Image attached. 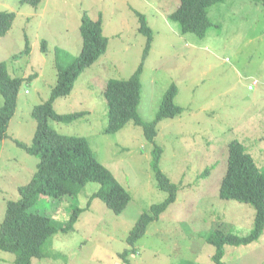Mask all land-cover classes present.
Here are the masks:
<instances>
[{
	"label": "rangeland",
	"instance_id": "374dc122",
	"mask_svg": "<svg viewBox=\"0 0 264 264\" xmlns=\"http://www.w3.org/2000/svg\"><path fill=\"white\" fill-rule=\"evenodd\" d=\"M178 5V0H42L34 9L19 0H0V12L15 14L11 29L0 37V62L11 77L25 79L0 155V223L7 201L18 198L17 188L31 179L38 162L13 139L31 143L36 128L32 107L48 99L56 82L54 49L79 54L84 13L93 21L101 19L108 47L78 76L72 92L53 104L58 114H87L69 124L49 120V126L61 135L86 138L97 161L130 196L119 215L92 197L100 187L93 182L72 197H41L31 212L58 223L75 213L76 223L72 232L54 235L44 247L46 256L32 258L33 264H122L119 255L129 248L126 238L139 216L167 198L156 188L150 166L154 145L162 150L160 171L178 189L175 201L134 244L129 264H213L215 248L205 237L216 224L237 236L250 232L253 208L219 199L218 189L230 140L241 142L257 167L264 168V0L213 5L207 15L211 26L202 39L181 34L169 20ZM135 12L145 17L153 35L140 76L137 114L152 122L171 84L177 87L174 102L183 109L180 116L157 124L152 143L131 122L114 134L103 132L107 81L128 79L142 62L146 37L138 31ZM25 37L29 53L14 59ZM41 40L47 42L45 54ZM208 166L212 170L199 179ZM0 264H14V255L0 251ZM222 264H264V231L252 244L224 246Z\"/></svg>",
	"mask_w": 264,
	"mask_h": 264
},
{
	"label": "trees",
	"instance_id": "16d2710c",
	"mask_svg": "<svg viewBox=\"0 0 264 264\" xmlns=\"http://www.w3.org/2000/svg\"><path fill=\"white\" fill-rule=\"evenodd\" d=\"M42 0H19L22 5L36 9ZM226 0H178V7L169 16V20L179 25L181 34H193L204 38L211 24L207 19L208 9ZM139 22V33L146 37L142 62L128 79H110L107 81L103 96L107 106V122L104 134H114L127 123L142 128L148 142H153L157 124L182 114V107L175 104L177 94L175 84L165 91L161 104L152 122H143L137 114L140 100V76L152 42V31L145 17L135 12ZM15 19L13 12H0V37H3ZM79 31L82 39L78 55L72 56L66 50L54 49V68L56 82L48 99L34 105L31 117L36 128L31 143L24 144L14 140L15 144L27 154L38 158L31 179L17 188L18 198L7 201L5 214L0 223V251L14 255V264H33L32 258L46 256L44 247L57 233L67 234L73 231L76 214L64 223L30 211L31 206L41 197L61 199L77 195L87 183H97L100 187L92 196L100 199L115 215L121 214L130 201L129 193L116 181L112 173L99 163L84 137L58 134L49 126V120L69 124L83 118L87 112L58 114L53 104L59 98L68 96L78 76L93 65L108 47V39L103 34L101 19L93 21L84 13L80 19ZM41 52H47V42L41 40ZM29 53L28 39L22 52ZM23 78L11 77L6 64L0 62V142L7 138V128L16 109V100ZM161 148L154 145L151 151L150 166L156 182V188L167 194V198L150 206L142 213L130 230L126 242L129 248L120 255L122 264H129V256L135 253L134 244L144 235L147 226L157 220L167 207L175 201L177 186L160 171ZM213 166L206 167L198 176L204 179ZM218 197L221 200L236 201L249 205L254 210L253 224L245 236H237L216 224L205 240L215 248L213 264H222L224 246H242L257 242L264 231V168H258L252 155L236 139L227 144L226 170L220 181ZM79 210H76V212ZM193 263V262H192ZM195 264V263H193Z\"/></svg>",
	"mask_w": 264,
	"mask_h": 264
},
{
	"label": "crops",
	"instance_id": "0c3cea01",
	"mask_svg": "<svg viewBox=\"0 0 264 264\" xmlns=\"http://www.w3.org/2000/svg\"><path fill=\"white\" fill-rule=\"evenodd\" d=\"M0 104H1V102H0ZM2 105V104H1ZM0 105V106H1ZM7 137H8V134H7ZM9 139V138H8ZM7 140V138H5L4 140H2L1 142H0V155H1V153H2V147H3V145L5 144V141ZM13 140H15V139H13ZM29 178L30 177H28V178H26V180H29ZM28 182V181H27ZM26 182V183H27Z\"/></svg>",
	"mask_w": 264,
	"mask_h": 264
},
{
	"label": "clouds",
	"instance_id": "9594fccd",
	"mask_svg": "<svg viewBox=\"0 0 264 264\" xmlns=\"http://www.w3.org/2000/svg\"><path fill=\"white\" fill-rule=\"evenodd\" d=\"M252 85H254V82L251 84V86H248V90H251L252 89ZM249 87H251V88L249 89Z\"/></svg>",
	"mask_w": 264,
	"mask_h": 264
},
{
	"label": "built area",
	"instance_id": "2783aa9c",
	"mask_svg": "<svg viewBox=\"0 0 264 264\" xmlns=\"http://www.w3.org/2000/svg\"><path fill=\"white\" fill-rule=\"evenodd\" d=\"M251 87H249V89H250Z\"/></svg>",
	"mask_w": 264,
	"mask_h": 264
}]
</instances>
